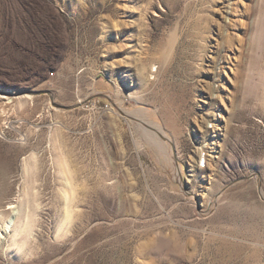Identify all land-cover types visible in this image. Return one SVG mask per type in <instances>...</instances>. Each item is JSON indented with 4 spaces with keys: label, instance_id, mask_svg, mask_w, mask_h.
Segmentation results:
<instances>
[{
    "label": "rangeland",
    "instance_id": "1",
    "mask_svg": "<svg viewBox=\"0 0 264 264\" xmlns=\"http://www.w3.org/2000/svg\"><path fill=\"white\" fill-rule=\"evenodd\" d=\"M0 264H264V0H0Z\"/></svg>",
    "mask_w": 264,
    "mask_h": 264
},
{
    "label": "bare ground",
    "instance_id": "2",
    "mask_svg": "<svg viewBox=\"0 0 264 264\" xmlns=\"http://www.w3.org/2000/svg\"><path fill=\"white\" fill-rule=\"evenodd\" d=\"M10 208H14V205H11Z\"/></svg>",
    "mask_w": 264,
    "mask_h": 264
}]
</instances>
